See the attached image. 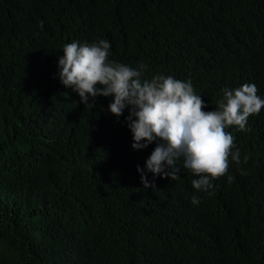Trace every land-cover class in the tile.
<instances>
[{
  "label": "trees",
  "instance_id": "16d2710c",
  "mask_svg": "<svg viewBox=\"0 0 264 264\" xmlns=\"http://www.w3.org/2000/svg\"><path fill=\"white\" fill-rule=\"evenodd\" d=\"M99 40L145 79L191 80L206 111L244 83L264 99V0H0V264H264V108L226 129L241 163L208 192L153 176L128 110L58 78L65 44Z\"/></svg>",
  "mask_w": 264,
  "mask_h": 264
},
{
  "label": "clouds",
  "instance_id": "9594fccd",
  "mask_svg": "<svg viewBox=\"0 0 264 264\" xmlns=\"http://www.w3.org/2000/svg\"><path fill=\"white\" fill-rule=\"evenodd\" d=\"M110 43L91 44L73 41L64 45L58 58V78L62 85L78 93L85 108L92 109L98 96L112 97L108 111L119 118L125 109L127 127L132 133L134 150L156 146L145 167L153 176L180 178L181 169L198 177L191 181L197 191L208 192L212 181L228 173L230 159L240 164V151L234 136L226 131H243L250 115H258L264 99L254 83L235 89H222L216 107L206 111L205 101L197 95L191 80L156 75L143 78L146 65L132 67L109 60ZM249 159L244 157L246 162ZM144 188L155 186L137 165ZM232 178L229 176V180ZM210 194V193H209ZM198 196L191 203H200Z\"/></svg>",
  "mask_w": 264,
  "mask_h": 264
}]
</instances>
